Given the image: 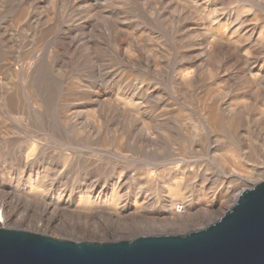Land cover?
Segmentation results:
<instances>
[{
    "label": "rangeland",
    "instance_id": "obj_1",
    "mask_svg": "<svg viewBox=\"0 0 264 264\" xmlns=\"http://www.w3.org/2000/svg\"><path fill=\"white\" fill-rule=\"evenodd\" d=\"M164 1L166 3L164 11H166V19H168L169 22L163 26L161 22V29H158L152 25L153 22L155 24V18L159 15L156 11H153L156 10V8H154V2L156 3L157 0H100V5L98 4L97 6H94L93 0H0V65L3 64L6 67V64H10L13 69H16L22 59H24L23 61H29L31 63L33 61L34 63L33 69L28 73L29 75L27 78H25V74L23 75V73L15 75L9 71L5 72L2 77L0 76V117H3L4 115V119L0 118L4 121H0V128L8 125V131L11 133L5 138V141H0V153H3L5 150L11 152L15 151L19 145L22 148V145L29 142L28 138L30 136L33 137L32 139L34 140H36L37 137H40L46 140L44 144H48L49 147L59 148L60 150L63 148L66 149L67 154L71 157L75 155L74 160H71V163L67 167L69 169L71 168L72 171L80 169V178H83L84 175L81 170L83 168L81 166L84 165L82 153H80L79 150L84 146L88 147L90 150H93V148L89 147V140L82 141L71 139L69 142H57V139L52 136L53 128H66L67 131L73 129V123L69 120L68 124L65 125L66 127L62 125L61 117H63L64 114L71 116L76 120L79 118L87 120L89 126H91V121L86 116V110L92 105L90 109L95 111L97 115L101 114V116L98 117L100 120L99 125L95 127V124H92L91 127L92 129L96 128V131L100 132L99 136L107 138L110 144H112V141H115L120 137H128V141H130L132 135L129 133V125L133 122L138 125L141 121H144V118L147 120L151 117L150 120L154 122V125H152V122L150 128H155L151 131L155 132L156 130L160 135L154 142L156 143V147L154 146L152 148L153 150L143 155L144 157L131 153L130 150H132V148L130 145L120 159L116 155L115 149L112 146L106 148L111 153H109L110 155L106 154L102 156L101 154L98 155V153H96L94 159L99 160V168L96 171L97 173L93 172L92 177L94 178L96 176L95 179L102 182H100L98 188L95 189L94 196H99L100 191L105 187L103 182L104 179H113L114 171L117 168H127L130 170H137L138 173L144 172L143 170H148L144 172V175L142 174L139 179V184L145 187V193L153 195L159 191L156 194L160 197L162 196V198H168L169 192L166 185L170 182V176L169 174L163 173L164 167L166 163L179 158V160L185 161L191 169L196 167L197 169L201 168V171L204 170L202 173L205 180L208 181V189L210 190L205 198L209 201H206L207 203H211V205L205 203V212L209 213L208 215L205 216L202 213L191 228L185 230H181L180 228L175 233L177 235H182L191 231L203 229L218 220L235 204L237 195L243 190L252 188L253 186L245 188L240 187L242 190L240 188L237 189L236 192H232L225 200L213 196L215 192L225 184L223 182L225 179L224 175L227 173L222 170V163L218 157L219 153L214 154L208 151L210 148L208 136V134H210L209 129L203 125L202 121H200L198 114H196V111L193 109L194 107L184 103L185 101L181 99V94L172 88V79H174L176 72L182 67L186 59L191 57L196 58L200 53L204 54V52H207V48H205L207 46L205 38L214 35L215 37L217 36V40L220 39V37L216 35V28H218L219 25V27L222 28L221 30H223L226 25H230L229 28H231L233 24L232 20L224 18L222 15L233 9L238 11L239 8L235 7L236 1L242 2L241 6H239L240 12L245 13L250 8L255 14L257 12L260 14L261 18H264V11L257 8V5H255L258 0H186L188 5L186 11L188 13L185 11L183 15L190 20L197 29H201L196 32L198 34L202 32L203 35L200 34L201 36H199V38L193 35L195 33L188 32L187 28L184 29L183 33L187 34L183 35L182 29L178 27V24H173L171 21L173 14H178L180 11L182 12L181 9H183L184 6H182L181 3L172 4L169 3L168 0L167 2L166 0ZM200 6L203 8L206 7L205 10L202 11ZM213 11H217L220 17L222 16L221 21L219 20L220 23L217 25L214 21H211L212 14L214 13ZM152 12L155 14L152 15ZM233 13H235L234 10L231 14L234 18ZM121 17L124 18L122 20L123 22L118 20L122 19ZM131 17H133V21L130 20ZM117 20L118 22H116ZM150 20L154 21L149 23ZM186 23L188 22H185V24ZM137 24H140L139 27ZM235 26L237 27V25ZM178 28L181 32L177 35ZM123 31L126 33H123ZM128 33H130V35H139L140 33V35L150 41L145 42L144 38H140L139 41L135 39V42V40L132 39L133 37ZM147 34L148 36L146 37ZM115 35L117 36V39ZM154 36L158 38L155 39ZM182 39H184V42H182ZM141 40H143L144 43L141 42ZM236 40L237 39H233L231 43L228 42L230 45L226 41L218 40V42L221 41L219 42L221 43V46L223 45L226 47L224 54H231L230 56L234 57V62L238 60L235 50H237L241 44L240 41ZM113 41L114 43L115 41L119 42V44L121 43L120 45L122 47L114 46ZM132 41L134 42L132 43ZM179 42H181V44ZM200 42L204 45L200 47L196 46ZM129 44H131V47ZM106 46H108V48H106ZM133 47L137 49L135 50ZM203 48L206 50L202 51ZM127 49L132 53L128 52ZM132 50L136 54H133ZM128 53H131V58L133 60L130 57L127 58L130 55H128ZM232 54L234 56H232ZM120 56H122V58ZM145 56L147 59H145ZM202 59H204V57ZM204 60L205 63L200 62L202 66L198 63L201 68L200 74L202 73L203 84L198 87L200 88L199 90L198 88L196 89L197 92L195 91V94L204 92L206 89L205 87L208 85L207 83L210 82V72L206 69L209 60L207 58ZM129 61H132V63L130 64ZM133 62L135 65H133ZM155 66L157 68H155ZM175 68L177 69L175 70ZM156 70H159V73ZM152 71L158 76L156 77ZM170 77H172V79ZM237 80V78L236 80L233 79V82ZM146 85L150 88V91H156L154 94L156 96L153 95L152 98L147 96ZM160 94L162 96H160ZM148 101L150 104H148ZM177 101H180V103L178 104ZM34 103H36V105H34ZM109 104H111L112 107ZM117 104H119V106ZM168 104L169 107L167 106ZM148 105H150L151 108ZM175 105L177 106L175 107ZM170 107L171 109H169ZM186 108L188 110L184 111H186L185 113L188 114L187 116H189L191 121L189 118L184 121H182V119L180 123L182 124L181 126H177L176 123L173 126L172 121L174 120L170 119L165 112L173 109ZM20 109L26 112V115H30L31 118L29 117V123L19 126L17 121L11 120L10 114ZM190 110H194L193 112H195V114ZM137 112H139V114L136 115ZM145 113L147 115H145ZM159 114L162 117L166 115V118H162ZM163 119L167 120L164 121ZM255 119L256 118L249 123V126L244 125L241 127L240 139L238 140L241 144H238L237 140L235 141V139L225 131H220L222 138L219 143L220 147L223 148L221 150L222 153H229L231 147L234 146L233 148H236L238 151L240 150L239 154L242 157L251 159L253 163H247L249 171L252 173L254 169L264 167V117H262L259 122ZM131 121L133 122L131 123ZM159 123L162 128L158 126ZM181 127H187L186 129L188 131L194 132L197 140L194 142L192 138L185 134ZM168 129L174 132V136H166ZM155 135L157 138V134ZM63 144H66L67 146L65 147ZM131 145L135 150L136 147L133 146L134 142L132 140ZM95 148L98 150H106L99 145H96ZM45 155L47 156V154L42 152L40 157L45 158ZM60 157L61 155H57L53 158L50 167H57L58 165L64 167L61 163ZM125 157L129 160H124L126 159ZM139 158L140 160L143 158V160L140 161ZM14 162V160H9L6 161L5 164L8 168H15L13 167L16 164H14ZM62 171H64V169ZM52 178L53 177L51 176V179ZM76 181L77 183H69L68 186L76 189L82 184L81 181ZM59 182L65 185L68 181L66 177L61 175ZM15 183H13L14 186H17L18 184ZM13 184L9 178L0 179V189L3 190V192H9L8 190ZM25 186L26 185L21 182L20 189H24ZM159 187H162V190ZM110 189L111 186L106 187V190L108 191H106L107 196H110ZM196 189L199 190V187ZM29 191L30 190H26V194H28ZM104 193L105 191L100 195L104 196ZM50 194L55 196L58 195L57 192H52ZM80 195L82 194L80 193L78 196ZM12 197L15 198H12V202H18L20 204L21 211H19L20 214L18 213V216L13 218L12 224H19L18 222H21L23 230L29 229L33 231L35 230L36 232L37 229V233L49 235L54 238L72 240L75 242L85 241L93 243H108L111 242L113 238H117V235H122L124 238L126 237L125 240L130 241L136 238L135 236L141 232L138 228L136 229V226H133L131 230H125V227L128 225L126 219L128 218V220H130V215L126 214V218L122 215L118 218L115 216L113 219L115 220L113 221L115 223H112V220L110 221L111 217L109 218L108 216L112 214L111 211H107L105 207L99 206L90 214L88 211L83 210L85 205L79 203L78 197L71 200L66 197L63 201L60 200L56 208L58 211L48 214L47 217L48 221L53 224H51L49 228L44 227L43 229V227H40L41 224H37L35 221V213H37V211L30 200L33 196L30 195V197L26 196L28 198H24L16 195ZM55 198L56 197L53 196L54 200ZM125 203L127 204V207L131 208L133 206L132 203H134V197L131 199L129 198V201L123 198L120 206ZM77 204H79L78 210L75 209ZM99 211H102L105 214L99 216ZM58 213L61 214V216H59ZM152 214L153 213H150L149 215L152 216ZM19 216L21 217V221L20 219H17ZM182 220L183 218L180 219V221ZM56 226L57 228H55Z\"/></svg>",
    "mask_w": 264,
    "mask_h": 264
},
{
    "label": "bare ground",
    "instance_id": "obj_2",
    "mask_svg": "<svg viewBox=\"0 0 264 264\" xmlns=\"http://www.w3.org/2000/svg\"><path fill=\"white\" fill-rule=\"evenodd\" d=\"M99 1L100 0H93L94 6H97L99 4ZM166 2H167V0H166ZM168 2L172 3V4L173 3L174 4L175 3L176 4L181 3L182 6H184L183 9H181L182 12L180 11L181 13L178 12V14H173V16L171 17V21L173 22V24H178V27L180 29H182V34L184 33V29L187 28L188 32L195 33L193 35H195L196 37L201 36L200 34H202V32L199 34L196 33L198 31H200L201 29H197L196 26L190 20H188L186 17H184V15H183L184 12L186 11L187 7H188L186 0H168ZM235 3H236L235 7L236 8L238 7L239 8L238 11H239L240 10L239 6H241L242 2L236 1ZM237 3H239V4H237ZM165 4L166 3L164 0H157L156 3L154 2V5H155L154 8H156V10H153V11H156L159 15H158V17L155 18L156 19L155 24L153 22L154 20H150L149 23L152 21L153 22L152 25H154L158 29H161L160 28L161 22H162V26L164 24L166 25V23L169 22L168 19H166V16H167L166 11H164ZM255 5H257V8H260V9H262V11H264V0H258L255 3ZM166 8H165V10H166ZM205 8L206 7L203 8L202 6H200V9L202 11H204ZM233 10L235 12V13H233L234 18L231 15ZM233 10H230V12L224 13L222 15L224 18H228V19L232 20L233 24H232L231 28H229L230 25H226V26H224L223 30H221L222 28L219 27L220 26L219 25L218 28H216L217 29L216 35H218V37H220V39H218V40H223V41H226L227 43L228 42L231 43V41L233 39H237L236 41L241 42L240 47H238V49L235 50V53L237 55L236 57L238 60H236L234 62V57H231L230 56L231 54H224V50L226 49V47H224L223 45L222 46L220 45L221 43H219V42H221V41L218 42V40L216 39L217 36L215 37L214 35L213 36L209 35L210 37L209 38L207 37L208 39L205 38L206 39L205 43L207 46L206 47L204 46L205 48H207V52H204V54L202 53L203 55L200 53L196 58L191 57V58L186 59L185 63L182 65V67L176 72L175 77L173 76L174 79H172V77H170L173 80L172 81V84H173L172 88H174V90H176L178 93L181 94V99L185 101V102L183 101L184 103L188 104L189 106L191 105L194 107L193 109L196 111V114H198V118L200 119V121L203 122V125H205L210 131V134H208L209 141H210V148L208 151H210V153H214V154L219 153L218 157L220 159V162L222 163L221 164L222 168H223L222 170L225 173H227L226 175H224L225 179L223 182L225 184L222 185L215 192V194L213 196H215L216 198H219V199H223V200L227 199L232 192H236V190L239 189L240 187H244V188L245 187H251V186H254L255 184L264 182V167L254 169V171L252 173L249 171L248 163H247V162L253 163V161L251 159H248L246 157H242L239 154L240 150L238 151L236 148H233L234 146L231 147V149L229 150V153H225V152L222 153L221 150L223 148H221L219 145L220 139L222 138L220 131L228 132L231 135V137H233L235 139V141L237 140L238 144L239 143L241 144V142H238V140L240 139L241 127H243L244 125L249 126V123L252 122L254 118H256L255 120H257L259 122L261 120V118L264 117V18H261L260 14H258L257 12L255 14L254 11L251 10L250 8L245 13L240 12V11L238 12L235 9H233ZM213 12L214 13L212 14L211 21H214V23H216V25H217L218 23H220L219 20L221 21L222 16L220 17V15L218 14L217 11H213ZM152 13H153L152 15L155 14L154 12H152ZM142 17H143V15H142ZM121 18L122 19H118V20L122 21L125 18V16H124V18L123 17H121ZM132 18L133 17H131L130 20H132ZM135 18H136V16H135ZM146 18H145V21H146ZM118 20L116 22H118ZM209 20H210V18H209ZM185 22H188V23L185 24ZM234 24L237 25V27ZM139 25H138V27H139ZM170 27H171V25H170ZM201 27H202V25H201ZM145 28H144V31H145ZM180 29L177 31V33H176L177 35L181 32ZM150 30H152V29H150ZM118 31H119V29H118ZM121 31H122V29H121ZM125 31H126V29H125ZM125 31H123V33ZM131 31H132V29H131ZM142 31H143V29H142ZM115 34H119V33H115ZM128 34L130 35V33H128ZM150 34H152V33H150ZM186 34H183V35H186ZM130 36L133 37L132 39H134V40L136 39L137 41H139L140 38H144L145 42L150 41L149 39L147 40L144 36L140 35V33H139V35L132 34ZM147 36H148V34L146 35V37ZM158 36H159V34H158ZM154 37H155V39L158 38L156 36H154ZM126 38H128V37H126ZM116 39H117V36H116ZM130 39H128V40H130ZM102 40L104 41V39H102ZM114 40H115V37H114ZM136 40H135V42H136ZM178 40H179V37H178ZM182 40H183L182 42H184V39H182ZM104 42H106V41H104ZM104 42H101V43H104ZM133 42L134 41H132V43ZM141 42H143V40H141ZM113 43H114V41H113ZM128 43H129V41H128ZM137 43H140V42H137ZM179 43L181 44V42H179ZM200 43L197 44L196 46L200 47V46L204 45V44H202V43L200 44ZM230 43H228V44L230 45ZM120 44H119V42L115 41L114 46L116 45L117 47L118 46L120 47L121 46ZM157 44H158V42H157ZM111 45H113V44H111ZM130 45L131 44H129V46ZM160 45H162V44H160ZM146 46H148V45H146ZM106 48H108V46H106ZM205 48H203L202 51L206 50ZM146 49H147V47H146ZM127 51L131 52L129 49H127ZM137 52H138V50H137ZM131 53H128V55L129 54L130 55L127 58H129V57L131 58ZM133 54H136V53H134V51H133ZM124 55H125V52H124ZM148 55H150V54H148ZM116 56H119V55H116ZM116 56H115V58H116ZM140 56H142V55H140ZM202 56L204 57V59L207 58L209 60L207 68L206 67H204V68H206L210 72V75H209L210 76V82L207 83L208 84L207 87L204 86L206 88L204 92H200V93L195 94L196 89L200 85L203 84V78L201 76L202 73L200 74L201 68H200V65H198V63L201 64L200 62L205 61L204 59H202L203 58ZM232 56H234V55L232 54ZM120 57L122 58V56H120ZM127 58H126V60H127ZM145 59H147L146 56H145ZM151 59H149V60H151ZM23 60L24 59L21 60V63L18 64V68H16V69H13L10 64H6V67L3 64L0 65V76L2 77L5 72L9 71L11 73H14L15 75H17L19 73L20 74L23 73V75L25 74L24 75L25 78H27V76L29 75L28 73L33 69L34 63H33V61L31 63L29 61H23ZM156 60H158V59H156ZM158 61H161V60H158ZM129 63L131 64L132 61L131 62L129 61ZM142 63H144V62H142ZM155 64H157V63H155ZM133 65H135V63ZM139 65H141V64H139ZM204 65H206V64H204ZM201 66H202V64H201ZM155 68H157V67L155 66ZM176 69L177 68H175V70ZM153 70H154V68H153ZM157 72L159 73V70ZM203 72H204V70H203ZM152 73L154 74L153 71H152ZM236 78L238 80L233 82V79L236 80ZM135 82H133V83H135ZM205 85H206V83H205ZM139 86H141V85H139ZM146 87H147V85H146ZM201 87H203V86H201ZM144 89H145V87H144ZM146 89H147L146 90L147 96L152 98V96L156 93V91L155 90L150 91V88H148V87ZM199 89L200 88H198V90ZM154 96H156V95H154ZM157 96H159V95H157ZM160 96H162V95L160 94ZM164 96H166V95H164ZM178 96H180V95H178ZM157 99H156V101H157ZM159 100H162V99H159ZM180 101H177L178 104L180 103ZM111 104H112V102H111ZM111 104H109V105L111 106ZM148 104H150L149 101H148ZM169 104L167 105L168 107H169ZM34 105H36V103H34ZM117 105L119 106V104H117ZM142 105H143V103H142ZM177 105H175V107ZM148 106L150 107V105H148ZM167 106H165V107H167ZM90 107H92V105ZM90 107L88 110H86V116L88 119H90L91 126H92V124L93 125L95 124L94 126L96 127L97 125H99L100 120L98 119V117H100L101 114L97 115V113L95 111H93L92 109H90ZM140 107H142V106H140ZM182 107H185V106H182ZM85 109H87V108H85ZM125 109H126V107H125ZM140 109H139V111H140ZM169 109H171V107ZM156 110H158V109H156ZM184 110H188V109L187 108L186 109H173V110L165 112V114L167 116H169L170 119L174 120V121H172L173 126L175 123L177 126H181L182 125V124H180L181 120L183 119L182 121H184L185 119L189 118V116H187L188 114H186L185 113L186 111H184ZM152 111H151V113H152ZM190 111H192V110H190ZM105 112H107V111H105ZM116 112H117V110H116ZM134 113H135V111H134ZM146 113H145V115H147ZM154 113H155V111H154ZM193 113L195 114V112H193ZM137 114H139V112H137L136 115ZM166 115H164V117ZM3 117H4V115H3ZM3 117L1 116L0 118H3ZM29 117H30V115H26V112H24L21 109L10 114L11 120L17 121L19 126L29 123L30 118H31V117L30 118ZM164 117H162V118H164ZM150 118L151 117H149L147 120L144 118V121H141L138 125H136L135 122L131 121V123L132 122L133 123L132 124L130 123L131 125H129V127H130L129 133H131L130 135H132L131 140L134 142L133 146L136 147V149L134 150L132 145H131V140L128 141V137H123V138L120 137V138H118L119 140L117 139L115 141H112V144H110V142L107 138L99 136L100 132H97L96 128L92 129V127L89 126V123L87 122V120H84L81 118L76 120L75 118H72L71 116H67L66 114H64L63 117H61L62 125L63 126L67 125L68 120H69L71 123H73V125H72L73 129L71 131H69V130L67 131L66 128H57V129L53 128L52 129V131H53L52 136L55 139H57V142L58 143H62L63 141L69 142L71 139L82 140V141L83 140H86V141L89 140L90 141L89 147L93 148V150H90L88 147H85V146L81 150L74 148V149L79 150L80 153H82L84 166H81L83 168L81 170H82L83 175H84L83 178H80V174H79L80 169H75V171H72L71 168L69 169L67 167L71 163L70 161L74 160L75 155H73L71 157L70 155L67 154L66 149H63V148H62V150H60L59 148L49 147L48 144H44V142L46 140L42 139L40 137H37L36 140H34V139H32L33 137L30 136L28 138L29 142L26 143L25 145H22V148L19 145L20 147L17 146L15 151L11 152V151L5 150L3 153H0V179L9 178V180L11 181L12 184L15 182L18 184L17 186L16 185L14 186V184L11 185V187L8 190L9 192H3V190L0 189V229L5 228V229L23 230L21 222H18L19 224H16V223L12 224L13 218L18 216V213L20 211V204L18 202L17 203L12 202V198H13L12 196H16V195L19 197H24V198H28L26 196L30 197V195L33 196L32 199H30V200H31L32 204L34 205V207L36 208V211H37V213H35V221L37 222V224H41L40 227H43V229H44V227L49 228V226H51V224H53L50 221H48V218H47L48 214H52L53 212H57L58 210L56 208H57V205L59 204V201L60 200L63 201L66 197H68V199H70V200L76 199V197H78L79 203L85 205L83 210L88 211V213H90V214L92 212H94V210L99 206L105 207L107 211H111V213H112V214L108 215L109 218L111 217L110 221L112 220V223H115V222H113V221H115V220H113L115 218V216L118 218L120 215H122V216H124V218H126V214L130 215L131 219L130 220H128V218L126 219L128 221V222L126 221L128 223V225H127V227H125V230L126 231L131 230L133 228V226H136V229L138 228V230L141 232L138 233L137 236H135V237L160 236L157 234L177 235L175 233L177 232L178 229L181 228V230L182 229L185 230V229L191 228L192 225L196 222L199 215H202V213L205 216L209 214V213L205 212L206 211L205 203H207L206 201H208V200H206L205 197L208 194V191H210V190L208 189V183H207L208 181L205 180L204 175L202 173V171H204V170L201 171V168L197 169L196 167L191 169L189 167V165H187L185 163V161L179 160V158H177V160L166 163V165L164 167V171L162 170L163 173L169 174V176H170V182H169V184L166 185V188L168 189V192H169L168 198H166V197L162 198V196L160 197L158 194H156L159 191H157L153 195L145 193V191H146L145 187L139 184V181H140L139 179L141 178V175L148 170H146V171L143 170L144 172L138 173L137 170L135 171V170L127 169V168H117L114 171V178L113 179H104L103 182L105 184V187L102 188V191H100V194H102V192L105 191L104 196H101L100 194H99V196H94L95 189L98 188V184L100 182H102V181H99L98 179L96 180L95 179L96 176L94 178L92 177L93 172H96L97 169L99 168V165H98L99 160L94 159L95 158L94 156H96V153H98V155L101 154L102 156L109 154L110 152L106 148L112 146L115 149L116 155L120 159L123 157V154L126 152L127 147L130 145L132 148V150H130L131 153H134L135 155H138V156H143V155L147 154L149 151L153 150L152 148L156 145V143H154V142L156 139L159 138V135H160L157 133L156 130H155L156 133L154 131H151V130H154L155 128L154 129H152V127L150 128V126L153 122L150 120ZM158 119H160V118H158ZM132 120H134V119H132ZM166 120H164V121H166ZM189 120H190V118H189ZM0 121H3V120L0 119ZM161 124H163V123H161ZM152 125H154V122ZM155 126H156V124H155ZM158 126H160V123ZM158 126H156V127L158 128ZM109 128H111V127H109ZM186 128L181 127V129L185 132V134L188 137L192 138L195 142L197 140V138L195 137L194 132H190ZM8 129H9L8 125L0 128V141H5L6 140L5 138L8 137L9 134H11L8 131ZM10 129H12V128H10ZM118 131H119V129H118ZM121 134H122V132H121ZM155 134H157V138H156ZM171 135L174 136V132L170 131L168 129L166 132V136L170 137ZM115 136H117V135H115ZM128 142H129V144H128ZM78 145H80V144H78ZM96 145H99L101 148L106 149V150H102V149L98 150L95 148ZM63 146L66 147L67 145L63 144ZM58 147H60V146H58ZM41 151L44 152L45 154H47V156L45 155L46 156L45 158H47V159L40 157V154L42 153ZM57 155H59V156L61 155V157H60L61 163L64 167H62L60 165H58L57 167H53V166L50 167V163H51L52 159L55 158ZM9 160L15 161L14 164L15 163L16 164H15V166H13L15 168H11V167L8 168L6 166L5 163H6V161H9ZM124 160H129V159L126 158ZM131 160H133V159H131ZM139 160H140V158H139ZM141 160H143V158ZM11 164H12V162H11ZM10 166H12V165H10ZM63 169H64V171H62ZM65 169H66V171H65ZM52 171H53V175H52ZM61 175H63L64 177L67 178L68 182L65 185H63L61 182H59ZM51 176L53 177L52 179H51ZM76 180L81 181L82 184L79 185V187H77L76 189L70 188L68 186V184L69 183H77ZM211 181H214V180H211ZM21 182L24 185H26L24 189H20ZM210 185H212V184H210ZM107 186H111L110 196H107V194H106L108 192L106 190ZM197 187H199V190L196 189ZM159 188L162 190V187H159ZM26 190H30L28 194H26ZM152 190H151V192H152ZM52 192H57L58 195L55 196L53 194H50ZM80 193L82 195L78 196ZM53 196L56 197L55 200L53 199ZM132 197H134V203H132L133 206L131 208L127 207L126 203L124 205L120 206V203H121L123 198H125V199H127V201H129V198L131 199ZM237 197H238V195L236 196V199H237ZM13 199H15V198H13ZM207 204H209V203H207ZM78 205L79 204H77V206ZM209 205H211V203ZM77 206L75 207V209L78 210L79 206L78 207ZM147 212L149 214L153 213L154 215L152 214V216H151ZM155 212H158V213H155ZM98 213H99L98 214L99 216H103L105 214L102 211H99ZM59 216H61V214H59ZM106 216H107V214H106ZM181 218H183L182 221H180ZM17 219H20V221H21L20 216ZM119 219H122V218H119ZM56 223H57V221H56ZM119 224H121V223H119ZM119 224H116V225H119ZM55 228H57V226ZM24 231H30V232L37 233L38 230L36 229V232H35V230L33 231V230H29V229L28 230L24 229ZM125 239H126V237L124 238V236H122V235H117V238H113V240L111 242L123 241Z\"/></svg>",
    "mask_w": 264,
    "mask_h": 264
},
{
    "label": "water",
    "instance_id": "obj_3",
    "mask_svg": "<svg viewBox=\"0 0 264 264\" xmlns=\"http://www.w3.org/2000/svg\"><path fill=\"white\" fill-rule=\"evenodd\" d=\"M0 264H264V182L203 229L108 243L0 229Z\"/></svg>",
    "mask_w": 264,
    "mask_h": 264
}]
</instances>
